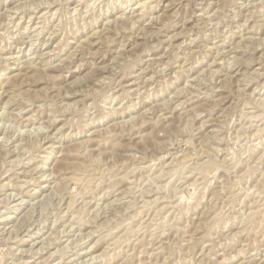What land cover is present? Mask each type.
<instances>
[{
    "label": "rangeland",
    "instance_id": "obj_1",
    "mask_svg": "<svg viewBox=\"0 0 264 264\" xmlns=\"http://www.w3.org/2000/svg\"><path fill=\"white\" fill-rule=\"evenodd\" d=\"M0 264H264V0H0Z\"/></svg>",
    "mask_w": 264,
    "mask_h": 264
},
{
    "label": "bare ground",
    "instance_id": "obj_2",
    "mask_svg": "<svg viewBox=\"0 0 264 264\" xmlns=\"http://www.w3.org/2000/svg\"><path fill=\"white\" fill-rule=\"evenodd\" d=\"M182 192V191H181ZM9 196V195H8ZM94 256V255H93Z\"/></svg>",
    "mask_w": 264,
    "mask_h": 264
}]
</instances>
